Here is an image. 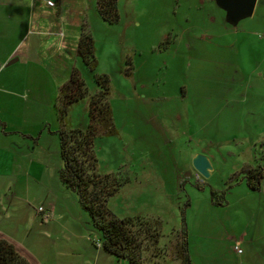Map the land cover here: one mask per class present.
Wrapping results in <instances>:
<instances>
[{
	"label": "rangeland",
	"instance_id": "rangeland-1",
	"mask_svg": "<svg viewBox=\"0 0 264 264\" xmlns=\"http://www.w3.org/2000/svg\"><path fill=\"white\" fill-rule=\"evenodd\" d=\"M75 4L95 39L97 72L110 77L119 131L95 140L98 171L128 179L108 207L121 219L162 221L161 255L148 249L145 264H178L176 238L184 223L191 264L263 262L264 193L231 177L245 162L263 163L264 0L236 25L216 0H120L114 24L102 19L97 0L69 1ZM77 66L89 96L71 107L69 125L85 128L99 87L81 58ZM51 110L29 119V132L42 135L29 159L43 164L29 172V194L21 185L25 176L1 177L17 182L28 200L16 199L18 210L0 216V232L21 244L33 264H129L102 248V233L60 181L53 134L59 121L54 110L47 120ZM52 142L50 151L41 150ZM197 155L211 162L210 176L194 168ZM212 189L225 192L223 204L214 202ZM40 207L51 217L43 218Z\"/></svg>",
	"mask_w": 264,
	"mask_h": 264
},
{
	"label": "crops",
	"instance_id": "crops-1",
	"mask_svg": "<svg viewBox=\"0 0 264 264\" xmlns=\"http://www.w3.org/2000/svg\"><path fill=\"white\" fill-rule=\"evenodd\" d=\"M69 1L77 0H0V216L18 210L16 199L28 200L16 191L17 182L1 177L25 176L21 185L29 194V172L33 165L43 166L29 159L42 143V135L35 138L36 133L29 132V119L35 122L39 112L50 109L47 120L52 119L60 87L78 68V44L87 24L81 6H69ZM53 146L55 142L41 150ZM258 191L264 193V178ZM173 260L181 264L177 257Z\"/></svg>",
	"mask_w": 264,
	"mask_h": 264
},
{
	"label": "trees",
	"instance_id": "trees-1",
	"mask_svg": "<svg viewBox=\"0 0 264 264\" xmlns=\"http://www.w3.org/2000/svg\"><path fill=\"white\" fill-rule=\"evenodd\" d=\"M120 0H97V9L104 21L110 24L120 20ZM78 55L95 72L98 90L90 96L89 123L85 128L69 125L71 107L89 96V89L81 72L74 67L69 80L59 90L55 111L59 129L62 166L59 169L60 181L74 191L82 208L91 216L94 227L102 233V248L118 259L129 264H145V252L153 250V256L161 255L160 239L162 221L141 216L119 218L108 207V201L127 182L120 173L101 174L98 171V157L95 140L101 136H114L119 133L115 124L110 103L111 80L105 73H98L99 62L96 56L94 36L84 24L78 44ZM131 69V68H130ZM264 145V144H262ZM263 163L246 165L231 179L240 182L245 179L252 190H260L264 178ZM214 202L223 204L225 192L212 189ZM176 257L181 264H191L189 239L185 223L176 238ZM158 253V254H157ZM0 264H33L29 253L11 237L0 232Z\"/></svg>",
	"mask_w": 264,
	"mask_h": 264
},
{
	"label": "water",
	"instance_id": "water-1",
	"mask_svg": "<svg viewBox=\"0 0 264 264\" xmlns=\"http://www.w3.org/2000/svg\"><path fill=\"white\" fill-rule=\"evenodd\" d=\"M258 0H216L218 5L226 10L227 20L236 25L242 18L251 16ZM196 171L205 177L210 176L213 169L209 159L203 155H197L193 159Z\"/></svg>",
	"mask_w": 264,
	"mask_h": 264
},
{
	"label": "built area",
	"instance_id": "built-area-1",
	"mask_svg": "<svg viewBox=\"0 0 264 264\" xmlns=\"http://www.w3.org/2000/svg\"><path fill=\"white\" fill-rule=\"evenodd\" d=\"M49 4L50 5H55V2L54 1H49ZM38 211L43 215V218H46V219L50 218L51 215H52V212H46V209L44 207H40ZM235 249L239 253H242V249L240 248V242L236 243Z\"/></svg>",
	"mask_w": 264,
	"mask_h": 264
}]
</instances>
